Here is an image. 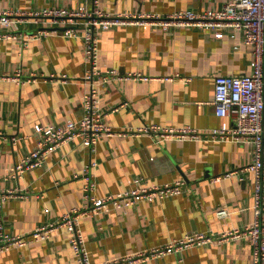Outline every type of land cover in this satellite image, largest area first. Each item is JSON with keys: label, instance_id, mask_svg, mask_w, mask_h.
Listing matches in <instances>:
<instances>
[{"label": "crops", "instance_id": "obj_1", "mask_svg": "<svg viewBox=\"0 0 264 264\" xmlns=\"http://www.w3.org/2000/svg\"><path fill=\"white\" fill-rule=\"evenodd\" d=\"M231 0H101L110 13L152 11L166 14L182 8H219ZM85 0H0V9H37L47 5L77 7ZM34 23L21 25L36 29ZM0 24V32L4 31ZM101 68L141 71L147 80L99 83V104L111 111L106 122L114 130L136 129L150 123L193 125L209 130L229 116L216 112L218 74L252 71L251 46L244 34L225 29L181 26L171 31L149 24L115 25L99 36ZM84 42L59 29L25 41L0 37V191H22L0 209V223L11 233H30L46 221L60 218L82 202L84 180L77 177L95 159L97 195L130 188L136 177L149 184L185 181L184 191L151 202L142 200L126 210H110L81 219L90 258L97 262L156 247L192 231L220 234L243 228L255 219L253 174L216 176L253 160L249 143L223 139H166L157 142L148 133L105 135L95 150L81 140L67 141L50 151L41 166L21 177L11 167L36 146V124L63 123L83 113L90 83ZM36 74L18 83L15 71ZM179 73V77L166 76ZM186 77H191L187 80ZM228 213L222 215L220 210ZM183 256V260H181ZM77 255L65 229L49 240L11 246L0 252V264H77ZM137 264H254L253 245L246 238L193 246Z\"/></svg>", "mask_w": 264, "mask_h": 264}, {"label": "built area", "instance_id": "obj_2", "mask_svg": "<svg viewBox=\"0 0 264 264\" xmlns=\"http://www.w3.org/2000/svg\"><path fill=\"white\" fill-rule=\"evenodd\" d=\"M34 23L36 29L24 30L21 25ZM0 24L4 31L0 37H20L25 41L58 32L59 29L68 37H77L84 42V51L88 61L85 79L90 83L84 96L83 113L78 118H69L63 123L36 124V146L14 163L11 175L21 177L27 170L41 166L46 155L58 149L61 144L81 139L91 151L105 135L148 133L157 142L166 139H223L249 143L254 147L253 160L237 166L215 177L237 175L244 179L253 174L255 179L254 212L255 219L243 228L223 231L216 235L205 231H192L181 238L173 239L148 249L115 256L103 261L90 258L86 237L81 226V219L110 210H126L142 200L155 202L167 197L181 194L185 181L163 184H149L141 177H136L133 185L119 192L97 195L94 169L95 159L84 167L80 174L84 180L82 202L63 213L60 218L46 221L30 233H11L0 223V252L11 246H25L34 241L49 240L60 229L69 233L70 244L77 255V264H137L167 254H183L193 246L246 238L253 245L254 264H264V0H231L219 8L191 9L182 8L166 14L152 11H124L110 13L106 11L101 0H85L77 7L47 5L37 9H0ZM149 24L171 31L181 26L199 29H213L221 38L225 29H234L244 34V41L251 46L252 71L244 74H218L215 78V95L213 103L220 116H229L231 123L224 122L218 127L201 130L193 125L173 126L150 123L136 129L114 130L106 122L111 111L119 110L121 105H113L109 110L99 104V83L123 82L127 80H147L151 77L141 71L123 72L114 67L101 68L99 60V36L102 30L115 25ZM179 73L166 76L167 79L179 77ZM18 83L35 80L36 74L23 75V70L15 71L9 77ZM190 80L191 77H186ZM22 191H0V209L10 196L22 195ZM222 215L228 213L226 208L220 210ZM183 260V256L181 258Z\"/></svg>", "mask_w": 264, "mask_h": 264}, {"label": "rangeland", "instance_id": "obj_3", "mask_svg": "<svg viewBox=\"0 0 264 264\" xmlns=\"http://www.w3.org/2000/svg\"><path fill=\"white\" fill-rule=\"evenodd\" d=\"M246 144V143H245Z\"/></svg>", "mask_w": 264, "mask_h": 264}]
</instances>
